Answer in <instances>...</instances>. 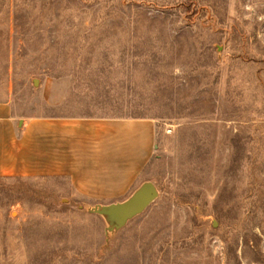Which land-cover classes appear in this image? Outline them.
Wrapping results in <instances>:
<instances>
[{
    "label": "rangeland",
    "instance_id": "1",
    "mask_svg": "<svg viewBox=\"0 0 264 264\" xmlns=\"http://www.w3.org/2000/svg\"><path fill=\"white\" fill-rule=\"evenodd\" d=\"M11 114L149 118L157 148L115 201L0 174V264H264V0H0Z\"/></svg>",
    "mask_w": 264,
    "mask_h": 264
},
{
    "label": "crops",
    "instance_id": "2",
    "mask_svg": "<svg viewBox=\"0 0 264 264\" xmlns=\"http://www.w3.org/2000/svg\"><path fill=\"white\" fill-rule=\"evenodd\" d=\"M141 117L15 114L0 123V174L64 180L77 198L121 200L156 153Z\"/></svg>",
    "mask_w": 264,
    "mask_h": 264
},
{
    "label": "water",
    "instance_id": "3",
    "mask_svg": "<svg viewBox=\"0 0 264 264\" xmlns=\"http://www.w3.org/2000/svg\"><path fill=\"white\" fill-rule=\"evenodd\" d=\"M36 84L38 82L36 81ZM158 197V192L152 183L145 184L126 204L118 206L127 216H131L143 211L154 199Z\"/></svg>",
    "mask_w": 264,
    "mask_h": 264
}]
</instances>
